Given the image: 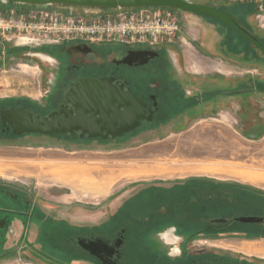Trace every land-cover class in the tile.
<instances>
[{
    "label": "rangeland",
    "instance_id": "rangeland-1",
    "mask_svg": "<svg viewBox=\"0 0 264 264\" xmlns=\"http://www.w3.org/2000/svg\"><path fill=\"white\" fill-rule=\"evenodd\" d=\"M255 5H252L253 8L250 6V11L235 12L237 16L239 14L240 25L249 26L255 34L264 38V9L255 16L258 9ZM32 7L4 3L0 4V11ZM49 8L67 13H83L87 9L60 5ZM175 12L179 20L178 36L172 42L155 46L83 42L85 47L93 49L86 53L74 49L79 41L17 43L12 37L5 39L0 36V100H20L38 112H46L54 106L57 93L67 88L70 76L65 71L72 64L81 60L84 63L111 62L129 46L164 54L162 60L154 59L143 71L150 72L157 80L179 78L189 83V78L210 77L207 71L198 70L197 64H206V67L220 64L216 65V69L224 71L223 66L229 68L236 65L238 77L249 78L239 88L257 86L256 80L264 83V54L243 40L231 26L183 10ZM229 39H237L238 55L224 53V46L232 45ZM194 52L199 55L193 62L191 56ZM51 59H55V65ZM213 70H209L210 73L219 74ZM230 75L231 72H227L228 78H233ZM263 94L259 91L252 96L237 97V101L228 98L222 101L224 105L218 114L203 108L191 115L168 119L163 124L167 126L164 129L123 135L122 138L88 147L71 146L66 141L39 134L13 141L3 138L0 140L1 189L28 192L31 202L35 201L44 214L35 211V225L26 222V214L20 215L25 216L24 223H20L17 216L6 220L4 231H0V264H93L76 261L69 252H65L64 257L61 254L63 259H60V254L54 251H59L54 241L62 236L65 239L74 237L75 230L91 231L97 223L126 221L124 215L130 202L128 208H124V203L132 196L136 200L131 207L133 214L136 212V220L144 222L149 207L159 210L165 204L164 200L175 203L176 199L169 194L178 193V186L182 185L180 182L186 180H197L188 190L192 188L191 193L195 199H201L199 202L207 205L209 198H217L215 212L218 216H200L204 224L214 217H223L227 223L235 216H264ZM158 181L178 182L170 192L163 186L158 187ZM144 191L148 192L145 196ZM186 196L187 192L179 191V200ZM205 208L207 212L210 210ZM157 214L153 213V216ZM179 215H175L177 221L182 222ZM46 217L50 220L46 221ZM184 222L187 223L186 220ZM62 223L67 225L66 229ZM163 225L165 228L151 229L149 235L163 232L164 238L173 245L178 235L189 236L188 239H191L183 248L188 250L189 256L194 254L191 256L195 260H212L197 254L203 251L216 255L217 259L212 260V264H264V225L232 222V227L229 225L231 229L226 230L232 234L216 238L203 233V224L195 225L194 230H175L171 219H165ZM143 232L129 230V237L138 238L130 242L131 246L127 243V247L138 260L141 259L140 264L145 259L147 264H155L158 256L145 249L160 248V245L150 241L149 235L144 237ZM239 232H246L245 237L238 236ZM48 235L51 236V253L44 254L42 250L47 248ZM153 237H158V234ZM61 241V250L72 245L64 239ZM144 254L153 256L144 258Z\"/></svg>",
    "mask_w": 264,
    "mask_h": 264
},
{
    "label": "flooded vegetation",
    "instance_id": "flooded-vegetation-1",
    "mask_svg": "<svg viewBox=\"0 0 264 264\" xmlns=\"http://www.w3.org/2000/svg\"><path fill=\"white\" fill-rule=\"evenodd\" d=\"M205 4H210V3H205ZM238 4H240L238 5V8L240 9L238 10V13L239 11L247 8L248 7L247 5H249L247 3H238ZM216 6L220 8L219 4H217ZM225 11L234 15L237 19L239 18V14L242 13L241 11L237 16L236 12L232 9V3H230V6H227V10ZM258 12H260L259 7L257 9V12L255 13V16L258 15ZM212 19H215V18H212ZM239 22L240 20L238 19V23ZM223 24L227 25L225 23ZM242 27L246 28L248 31L253 33L264 44V38L255 34L249 28V26H246V27L242 26ZM238 34L241 36L243 40L249 42V44H252L249 40H247L239 32ZM229 40H230V44H232L234 48L232 51L238 54L236 51L238 48L237 39H229ZM79 43L80 44H76V46L74 47L76 51H81V52L84 51L86 53L93 51L91 47L90 48L85 47L82 44L83 42H79ZM135 45L139 46V45H145V44H135ZM135 45H132V46H135ZM163 57H164V54H160L159 52H154L152 50L142 48V47H130L129 46L125 48L123 54L116 55V57H113L111 59V62H108L106 60L102 61L101 63L98 61H93V62H88V63H84L82 62V60L78 61L72 64L71 67H69L68 70L65 71L68 73V76H70L68 86L65 90H63L62 93H61V90L59 93H57L55 97V101L53 103L54 106L51 107L46 112H38L35 110L34 107H30V106L25 107V105L21 103L20 101H12V100L1 101L0 100V140H2L3 138H6L5 140L13 141L15 139H22L28 135L33 136V135L39 134V135H43L47 137L58 138V140L66 141L65 143L70 144L71 146L84 145L88 147V146H91L92 144L99 145L100 142H104L107 140H115L117 138H122L123 135L125 136L129 134L135 135L141 132H149L152 130L164 129L167 126L163 124H166L168 122V119H171L173 117L178 118L183 114L191 115V114L200 112L203 108H208L212 112H215L217 114L219 111H221L222 106L224 105L223 104L224 102L222 101H227L224 99V95L226 93L214 92V93L207 95L203 92H200L199 88L201 87H198V86L192 87L190 85L185 87V85H183V83L181 82V79L179 78H174V79L173 78H161L157 80V78H154L150 72L149 73L143 72L144 70H147L149 68L150 63L154 59L160 58V60H162ZM216 59L221 61L220 58H216ZM143 74H145L144 77H142ZM82 77L83 78L84 77L104 78V79L111 78L113 83L122 85V88L124 91L131 92L138 98V100H140V102L144 104L145 111L143 113L146 118L141 119L139 121V124L136 127L132 128L129 131L122 132L119 136H115V137H112L110 135H108L107 137H101L99 135L89 136L87 132L82 133L80 130H76L72 132L54 133L51 135H45V134H40V133H35V132H23L21 134H16L12 131V127L10 123H8L7 120L4 121L1 110L9 109L10 107H13V108L22 107L28 110L32 114V119L34 123L40 122L43 117H48L50 113H52L53 111H57L60 106H64L66 108H72L71 105L66 102L65 94L69 91L71 87H73L76 80ZM153 79H156V80L153 81ZM191 79L192 78H189L187 79V81L190 83ZM259 91L264 92V90L259 89V87L252 86V87H242L241 89H236L234 92L235 93L240 92L244 94H254ZM234 92H231L230 94ZM103 133L105 134L104 131ZM196 181L197 180L192 179L191 181H188V182L187 180L180 182L182 185L178 186L180 190H178L177 192L178 193L179 191L187 192L188 188L192 185V183ZM177 182L178 181H168V182L162 183L158 181L157 184L159 185L157 186L158 187L163 186L162 188H165L166 190L171 192L173 191L172 187L177 186L176 185ZM153 184L156 185V183H153ZM147 193H148L147 191H144L143 193L144 196L147 195ZM178 193L169 194V196L171 197L174 196V199H176L175 204L176 202L178 203L179 201ZM136 196H140V195H136ZM132 197H130L127 200V202L124 203L125 205L124 208H126L127 204L130 202L129 203L130 205L128 206L129 207L128 212H126V215H124L126 221L118 222V223H114V222H104V223H99V224L97 223L93 228H91V231L83 232L81 230H75L73 233L74 237L71 236L69 237V239H65L64 236H62L59 239L57 238V240L54 241V244L59 247V251L58 249L57 250L54 249V251L60 254L59 258L63 259L62 256L63 257L65 256V252H69L75 256L76 261H81V262L86 261V262H91L93 264H140L139 261H141V259L138 260L136 255L133 254L127 247V243H129L128 245L131 246L130 242H135L138 238V237H129L131 235L129 233V230L134 231V229H136V230L144 231L143 235L144 237H147L146 235H149L151 229L165 228L164 227L165 225H163V222L165 221V219H167V221L171 219V225L173 226V229L175 230H178L179 228H183V229L192 228L190 225L185 224L184 222L177 221V216L175 215L178 213L175 211V205H170L169 203H172V202H169V201L166 202L165 200H164L165 204L159 210H156L153 206H152L153 208L149 207V209L147 210L148 216L147 218L145 216L144 219L146 220L144 222L137 221L136 212L133 214V210H132L133 208H131L133 207V204L136 202V200L134 199V197L133 198ZM145 204L151 206V204H148V203H145ZM185 210L190 212L191 208H186ZM35 211L36 213L41 214L43 212L44 214V211L40 209L37 205H35V201L31 202L30 195H28V192L26 193L23 190H15V191L12 190L11 191L8 189H1L0 187V231H4L3 225L6 226V220L12 217L17 216V218L20 220V223L21 222L24 223V220H26V218L24 215L21 217L20 215L22 214H26L27 216L26 222L35 225L36 222L33 219V215L35 214ZM156 212H158V214L153 216V213H156ZM153 218L155 220L151 221V219ZM233 218L234 217H231L230 218L231 220L226 223L227 220L225 218L214 217L211 219V221H208L207 224H203L201 229L204 230L203 231L204 234L211 235L212 237H215V238L221 237L222 235H227V233L232 234V232H226V230L228 228L231 229L232 226L230 224L232 222H237ZM45 219L46 221L50 220L49 217H46ZM216 219H224V220H216ZM250 224L264 225L263 223H250ZM65 225H66L65 223H62V226H64V229H66ZM158 233H154V234H158ZM203 233L202 235H204ZM49 234H52V233H49ZM132 235H134V233ZM153 235L151 234L149 235L150 241H153L156 245H160L159 242L161 241L159 237H153ZM237 235L240 237H245L246 232H239V234ZM54 236H56L55 233H54ZM47 237L48 238H47V242L45 245L47 246V248H44L43 250L41 248L44 254L46 252L51 253V249H50L51 236L48 235ZM181 237H182V240L179 246H182L183 248L186 241L188 243L191 238L188 239L189 236H186V237L181 236ZM63 239L67 243L69 241L70 244L72 245H70L69 248H65L64 250L63 249L61 250L60 249L61 242H62L61 240ZM83 240H87L85 241L86 243H83ZM145 250L149 252H155L156 256L159 257L155 259V264H158V262L161 263L164 257L168 259V262L170 264H175V263L176 264H198V263L212 264V260L217 259L215 258L216 255H214L213 253L201 251L197 254L202 255L205 259H208L207 257H209V259L211 258L212 260L208 259L209 260L208 262L195 260L193 256H191L194 254L190 253V256H189L188 255L189 253H187L188 250L186 248H183L182 254L176 258L169 257V255L167 254L168 247H164V246L161 248L156 247L155 251H151L152 248L151 250L150 249H145ZM149 257L144 254V258H149ZM136 261H138V263H135ZM142 262H143V259H142ZM146 262L147 261L145 259L143 264H147Z\"/></svg>",
    "mask_w": 264,
    "mask_h": 264
},
{
    "label": "water",
    "instance_id": "water-1",
    "mask_svg": "<svg viewBox=\"0 0 264 264\" xmlns=\"http://www.w3.org/2000/svg\"><path fill=\"white\" fill-rule=\"evenodd\" d=\"M0 3L86 8L168 7L215 18L233 27L264 54V44L253 33L242 27L234 15L212 4L187 0H0ZM65 100L75 110L60 106L38 123H34L31 112L22 107L1 110L2 116L16 134L35 132L51 135L80 130L89 136L101 137L119 136L146 118L144 104L131 92L124 91L122 85L113 83L111 78H78L65 94ZM233 219L264 224V217L257 215L235 216Z\"/></svg>",
    "mask_w": 264,
    "mask_h": 264
},
{
    "label": "built area",
    "instance_id": "built-area-1",
    "mask_svg": "<svg viewBox=\"0 0 264 264\" xmlns=\"http://www.w3.org/2000/svg\"><path fill=\"white\" fill-rule=\"evenodd\" d=\"M199 3H254L260 11L264 0H187ZM100 10L101 12H93ZM176 9L168 7L87 8L67 13L48 6L0 11V36L17 43L109 41L155 46L175 40L179 31Z\"/></svg>",
    "mask_w": 264,
    "mask_h": 264
},
{
    "label": "crops",
    "instance_id": "crops-1",
    "mask_svg": "<svg viewBox=\"0 0 264 264\" xmlns=\"http://www.w3.org/2000/svg\"><path fill=\"white\" fill-rule=\"evenodd\" d=\"M226 44H228V43L226 42ZM233 49L234 48L232 45L224 46V51H225L224 53L231 54V55H238V54L234 53V51H232ZM197 55H198L197 52H194V54H192L191 57H192L193 62L195 61ZM196 64H197V62H196ZM197 65L199 66L198 70H203L204 72L207 71L206 73H209L210 77H208V78L207 77L192 78L190 80V83H184V80L181 79V82L183 83V85H185V87L189 86V85L192 87L193 86L194 87H196V86L201 87V88H199L200 92H203L207 95L214 93V92H217V93L223 92V93H226L224 95V99L227 100L229 98L231 101L232 100L237 101V99H236L237 97H242V96L246 97L249 95L252 96V94L240 93L241 91L238 93L234 92L236 89H241L239 87H241L243 85L242 83L245 82L244 81L245 79H246V82L249 81V78L238 77V66L234 65L232 67L227 68V66L225 65V66H223L224 71H221L220 69H216V65H220V64H212L213 67H211V66L206 67L205 66L206 64H203V65L201 64L202 66L199 64H197ZM213 69H216V71L219 72V74L210 73ZM209 70H211V71H209ZM192 71L195 72V69L192 68ZM216 71H214V72H216ZM227 72H229V73L231 72L230 76H232L233 78H230V77L228 78ZM242 72L240 71L239 73H242ZM256 85H257L256 87H259V85L264 86V83L261 84V83H259L258 80H256ZM230 91L234 92V93L230 94L231 93ZM232 97H234V99H232ZM168 242H169L170 246L174 244V243H171L170 241H168ZM163 246L164 245L162 244V242H160V248ZM151 251H155V249L152 248ZM150 253L155 254V252H150ZM148 256H151L150 258H152L153 255L150 254ZM158 264H170V263L167 262V260L165 258H163L161 263L158 262Z\"/></svg>",
    "mask_w": 264,
    "mask_h": 264
},
{
    "label": "trees",
    "instance_id": "trees-1",
    "mask_svg": "<svg viewBox=\"0 0 264 264\" xmlns=\"http://www.w3.org/2000/svg\"><path fill=\"white\" fill-rule=\"evenodd\" d=\"M0 4H4V3H0ZM8 4V3H7ZM10 5H13L12 3H9ZM249 4V3H247ZM253 5V3H250ZM249 4V5H250ZM252 5H250L252 7ZM220 8L224 9V10H227V6H230V4H219ZM250 6H248L246 9V11H250V9H252ZM232 9L234 11L236 10H240L238 8V3H232ZM259 89H262L264 90V86H261L259 85ZM20 101V100H19ZM25 105V107H29V104H25L24 102H21ZM192 191V188H190V190L187 191V196L184 197L182 200H179L178 203L176 202V204L174 202L172 203H169L170 205H175V211L178 213V214H181L179 215L184 222V220H186L188 223H185V224H188L190 225L192 228L191 229H195V225H198V226H201L202 224H204V221H201L200 220V216H210V215H214V216H218L216 215V205L218 204L216 202V197H213V198H209V203L206 205L203 204L202 202H199L201 199L200 198H194L193 196V193H191ZM191 194V195H189ZM186 204V206H185ZM187 205L189 206V208H191V211L188 212L186 211L185 209L187 208ZM205 207H208L210 210L207 212L206 208ZM208 218V217H207ZM180 222V221H179ZM237 223H242V224H250V223H243V222H239L237 221ZM255 235V233H254Z\"/></svg>",
    "mask_w": 264,
    "mask_h": 264
},
{
    "label": "clouds",
    "instance_id": "clouds-1",
    "mask_svg": "<svg viewBox=\"0 0 264 264\" xmlns=\"http://www.w3.org/2000/svg\"><path fill=\"white\" fill-rule=\"evenodd\" d=\"M51 63L53 65H55L56 64L55 59H51ZM49 83L54 85V82L53 81H50ZM165 231H167V230H165ZM158 237H159L160 241L162 242V244L165 247H168L167 254L169 255V257L176 258V257H179L182 254V250L179 247V244H180V242L182 240V237L181 236L178 235L176 237V243H175V245H171V246L169 245L168 240L164 238V233L163 232L158 233Z\"/></svg>",
    "mask_w": 264,
    "mask_h": 264
},
{
    "label": "bare ground",
    "instance_id": "bare-ground-1",
    "mask_svg": "<svg viewBox=\"0 0 264 264\" xmlns=\"http://www.w3.org/2000/svg\"><path fill=\"white\" fill-rule=\"evenodd\" d=\"M27 6V5H26Z\"/></svg>",
    "mask_w": 264,
    "mask_h": 264
}]
</instances>
